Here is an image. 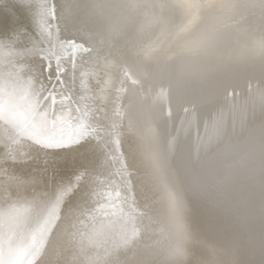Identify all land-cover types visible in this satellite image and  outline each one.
Listing matches in <instances>:
<instances>
[{"label":"bare ground","instance_id":"1","mask_svg":"<svg viewBox=\"0 0 264 264\" xmlns=\"http://www.w3.org/2000/svg\"><path fill=\"white\" fill-rule=\"evenodd\" d=\"M186 2L0 0L18 96L44 79L39 49L77 42L64 79L85 141L46 152L0 123V211L30 207L34 227L71 181L36 264H264V0Z\"/></svg>","mask_w":264,"mask_h":264},{"label":"snow or ice","instance_id":"2","mask_svg":"<svg viewBox=\"0 0 264 264\" xmlns=\"http://www.w3.org/2000/svg\"><path fill=\"white\" fill-rule=\"evenodd\" d=\"M51 19H55L54 7L51 10ZM41 28L44 33L52 35L50 25L41 24ZM35 35L43 41L44 37L40 33ZM66 42L71 43L72 47L62 55L58 54L55 44L39 49L47 55L40 57L44 61L45 75L34 99L27 94L18 96L17 89L8 90L0 81V123L15 130L19 139L13 138V144L28 141L37 149L56 152L85 141L87 133L79 122V105L70 92L65 91L67 83L64 79L68 72V62L71 61L74 66L77 42ZM2 163L12 168L13 175H18L15 166L21 161L15 159L11 152H7ZM71 191L70 181L67 188L53 191L42 206L36 205L38 222L34 227L27 226L33 212L30 207H12L6 212L0 211V264H36L59 220L60 206L62 202H66L65 197L70 196Z\"/></svg>","mask_w":264,"mask_h":264},{"label":"clouds","instance_id":"3","mask_svg":"<svg viewBox=\"0 0 264 264\" xmlns=\"http://www.w3.org/2000/svg\"><path fill=\"white\" fill-rule=\"evenodd\" d=\"M216 0H187L185 7L187 8H210Z\"/></svg>","mask_w":264,"mask_h":264}]
</instances>
